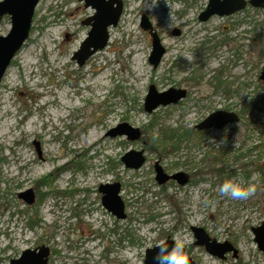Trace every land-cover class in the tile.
Listing matches in <instances>:
<instances>
[{
  "label": "rangeland",
  "instance_id": "374dc122",
  "mask_svg": "<svg viewBox=\"0 0 264 264\" xmlns=\"http://www.w3.org/2000/svg\"><path fill=\"white\" fill-rule=\"evenodd\" d=\"M158 1L162 4L127 0L107 47L82 67L72 55L86 37L81 21L90 9L78 0L39 1L29 38L0 84V264L41 245L51 250L47 264H143L145 250L167 237L182 242L185 260L194 264H264L251 231L264 220V170L254 171L258 164L264 169V81L259 79L264 12L249 9L238 15L235 20L246 18L248 24L225 34L230 41L218 44L223 36L217 37L215 30L222 21L181 27L184 20L194 21L208 0H188L195 5L185 19L175 16L184 11L183 0ZM137 11L156 23L166 50L156 70L148 62L151 46L138 27ZM175 26L185 32L182 38L170 34ZM9 30L5 16L0 36ZM150 85L158 92L185 89L188 97L147 114L143 103ZM216 111L234 113L239 121L191 137L174 154L145 150L144 140L161 130L189 131ZM120 123L139 128L142 138L106 137ZM142 148L145 165L126 169L120 158ZM250 149L252 156L234 160ZM155 161L168 174H188L193 183L166 185L162 191L154 180ZM74 162L84 170H74ZM47 176L51 184L39 187ZM225 180L254 185L256 191L247 199L221 195ZM116 182L126 214L119 221L102 207L97 192L99 185ZM28 189L36 190L31 206L17 197ZM38 193L48 194L38 200ZM190 227L204 229L218 243H230L236 256H211L194 244Z\"/></svg>",
  "mask_w": 264,
  "mask_h": 264
},
{
  "label": "water",
  "instance_id": "95a60500",
  "mask_svg": "<svg viewBox=\"0 0 264 264\" xmlns=\"http://www.w3.org/2000/svg\"><path fill=\"white\" fill-rule=\"evenodd\" d=\"M40 0H3L0 2V20L7 16L10 21V30L5 36H0V84L9 69L12 60L16 57L30 35L34 11ZM84 2V7L91 6L96 10L93 17V23L85 39L81 42L78 49L73 53L72 60L79 67H82L85 62L97 52L103 50L107 46L109 26L115 27L119 18V7L112 8L111 4H105L103 0H79ZM118 2V0H115ZM113 4V3H112ZM247 6L260 9L264 8V0H208L206 8L199 15V20L207 21L212 16L225 17L235 12L245 9ZM141 28L150 32L152 38L151 51L148 57V62L153 69H156L162 56L165 54V49L161 46L159 37L156 32H153L151 23L146 16L141 18ZM84 26L90 25V19L82 22ZM259 79L264 81V67L259 75ZM186 95L185 90L170 88L164 92H158L154 86L148 87L147 94L144 100L143 111L151 114L159 107H167L176 105ZM239 121V117L234 113L216 111L207 116L203 121L198 123L195 128L202 130H221L227 125H231ZM106 136L113 139L117 137H125L130 142L138 141L141 137L139 128L130 126L127 123H120L116 127L107 131ZM38 157L41 156L38 143H33ZM121 162L124 167L129 170H139L145 164L144 150H130L121 157ZM155 181L158 186L164 185L169 180L175 181L179 186H185L188 183V177L182 172H176L173 175H167L159 162L154 164ZM120 184H102L98 188L101 194V205L103 208L114 216L117 220L126 218L124 203L120 198ZM18 198L25 204L31 206L35 202V195L32 189L18 193ZM190 230L195 239L194 244L201 246L211 256L219 259H224L226 254L232 252L233 257L237 251L228 242L218 243L211 239L204 229L198 227H190ZM253 241L257 249L264 255V220L259 226L251 228ZM162 243L169 246L175 242L169 237ZM153 248L146 249L144 253L143 264H167L164 260L165 251H160L161 244ZM159 252V257L154 259L156 253ZM185 249L183 248V255ZM50 255L49 247L41 245L35 249H26L22 251L18 258L10 259L8 264H47ZM186 264H194L191 259L186 260Z\"/></svg>",
  "mask_w": 264,
  "mask_h": 264
},
{
  "label": "flooded vegetation",
  "instance_id": "af4514ba",
  "mask_svg": "<svg viewBox=\"0 0 264 264\" xmlns=\"http://www.w3.org/2000/svg\"><path fill=\"white\" fill-rule=\"evenodd\" d=\"M79 1V0H78ZM104 1V3L105 4H111L112 5V8L114 9V8H117V7H119V3H120V8H119V18H118V22H117V25L115 26V27H112V26H109L108 28H107V33H108V41H107V45H108V43H109V38H110V31L112 30V29H117L118 28V26H119V24H120V22H121V20H122V18H123V16H124V14H125V11H126V5H127V0H118V2L117 1H115V0H103ZM80 2H83V1H80ZM155 2H159L160 4H162V1H158V0H155ZM173 2H178V1H173ZM113 3V4H112ZM183 3H184V11H180V12H177L176 14H175V16H177V18H181V19H185V17L189 14V10L191 9V7L192 6H194L195 4H191L190 5V2L188 1V0H183ZM192 3V2H191ZM83 6H84V2H83ZM85 8H89L90 9V11H91V13L85 18V19H83L82 21H81V25L82 26H84L83 24H82V22L83 21H85V20H88V19H90V25H87V26H85V27H87V33H86V36H87V34H88V32H89V30L91 29V24L93 23V17L95 16V14H96V10L94 9V8H92L91 6H89V7H85ZM206 8V6H204L200 11H196V14H195V17H194V21H183V24H182V26L181 27H184V28H186V27H188L189 25H191V24H193V23H198V24H200V23H206V22H209V21H214V20H218L219 21V23H220V21H222L221 23H220V27H219V31H217V30H215L216 32H218V34H217V37H220V36H223L224 37V35L225 34H227V33H229V32H235L236 31V28L237 27H239V26H242V25H244L245 24V22H247V20H246V18H242V19H240V20H235V18L238 16V15H240V14H243V13H245V11H249V9L251 10V11H263L264 12V8H260V9H256V8H252V7H250V6H247L245 9H243V10H241V11H238V12H235V13H233V14H231V15H229V16H225V17H219V16H212V17H210L207 21H205V22H202V21H200L199 20V15L204 11V9ZM138 12V18H139V22H138V27H139V29L145 34V36L147 37V41L150 43V46L152 45V38H151V36H150V32L149 31H145V30H143V28H141V22H142V20H141V18H142V16H146L147 17V19L149 20V22L151 23V26H152V28H153V32H156L157 33V35H158V37H159V40H160V44H161V46L163 47V45H162V39H161V36H160V34H159V30H158V26L156 25V23L152 20V18L148 15V14H146V13H143L142 11H137ZM230 20V21H233V23H230V21H229V23H227L226 21L227 20ZM246 24H248V22L246 23ZM203 26H204V24H203ZM181 27H173V29H172V31H170V34L172 35V36H174V37H179V38H182L183 36H184V34H185V32H183L182 31V29H181ZM66 37H68V35L66 34ZM222 37V39L220 40V41H217V43L218 44H224V43H226V42H228V41H230L227 37H224L223 38ZM211 38H213V37H211ZM210 38V39H211ZM208 42L209 40H204L203 42ZM201 44V43H200ZM202 44H204V43H202ZM107 47V46H106ZM164 48V47H163ZM165 49V48H164ZM102 51V50H101ZM100 52V51H99ZM98 53V52H97ZM96 53V54H97ZM165 54H166V50H165ZM164 54V55H165ZM95 55V54H94ZM93 55V56H94ZM163 55V56H164ZM163 56H162V58H163ZM162 58H161V60H162ZM90 59V58H89ZM88 59V60H89ZM87 60V61H88ZM13 61V60H12ZM87 61L85 62V64L87 63ZM12 63V62H11ZM161 63V62H160ZM84 64V65H85ZM83 65V66H84ZM11 66V65H10ZM153 69V68H152ZM157 69V68H156ZM156 69H153V70H156ZM195 79H192L191 80V82H193ZM153 86V85H152ZM156 89V88H155ZM174 89H180V88H174ZM182 90H185V89H182ZM185 92H186V95H185V97L182 99V100H180L176 105H178L180 102H182L184 99H187V97H188V94H187V91L185 90ZM144 100H145V98H144ZM169 106H171V105H169ZM172 106H175V105H172ZM143 107H144V103H143ZM162 107V106H161ZM158 109V108H157ZM205 119V118H204ZM203 119V120H204ZM203 120H201V121H203ZM200 121V122H201ZM200 122H198V123H200ZM197 123V124H198ZM236 123H238V122H236ZM196 124V125H197ZM234 124V123H233ZM196 125H194V127L191 129L192 130V139L194 138V137H198V136H201V135H203L205 132H212V131H220V130H214V129H209V130H202V131H199V130H197L196 128H195V126ZM232 125V124H231ZM228 126V125H227ZM226 127V126H225ZM224 127V128H225ZM223 128V129H224ZM222 130V129H221ZM141 131V130H140ZM142 136H143V133H142V131H141V137H140V139L142 138ZM107 137V136H106ZM118 138H125V137H118ZM114 139V138H113ZM126 139V138H125ZM139 139V140H140ZM127 140V139H126ZM138 140V141H139ZM128 141V140H127ZM130 142V141H129ZM143 149V148H142ZM144 150V149H143ZM250 151H251V153H252V149H250ZM145 150H144V154H145ZM246 152V151H245ZM252 156V155H251ZM236 157V156H235ZM235 157H234V160L236 161V159H235ZM248 157H250V156H247V157H243V158H248ZM39 158H41V156L39 157ZM121 159V158H120ZM120 162H121V160H120ZM155 162H159V161H155ZM155 162H154V164H155ZM145 163H146V157H145ZM154 164H153V172H154ZM160 164V163H159ZM145 165V164H144ZM161 166V165H160ZM162 167V166H161ZM163 169V168H162ZM262 170H264L263 169V166H262ZM163 171H164V169H163ZM165 172V171H164ZM177 172H181V171H177ZM200 172V175L202 174V172L201 171H199ZM166 173V172H165ZM174 173H176V172H173V173H171V174H168V173H166L167 175H173ZM182 173H184V172H182ZM233 172H231L230 174H232ZM184 174H186V173H184ZM187 175V177H188V183L186 184V185H188V184H191V183H193V180H191L190 179V176L188 175V174H186ZM199 175V176H200ZM248 175V174H247ZM245 176V175H244ZM154 178H155V174H154ZM226 179H228L227 177H226ZM155 180V179H154ZM156 182V181H155ZM157 184V183H156ZM172 184H176L175 183V181H173V180H169L168 182H166L164 185H162V186H160V187H162V188H160L161 190L162 189H164V188H166V185H168V186H170V185H172ZM177 185V184H176ZM185 185V186H186ZM100 186V185H99ZM99 186H98V188H99ZM179 186V185H178ZM183 187V186H182ZM98 188H97V192H98ZM36 190H35V192H34V195L36 196ZM99 193V192H98ZM100 194V193H99ZM101 195V194H100ZM17 197H18V194H17ZM37 199H38V196H37ZM101 199V198H100ZM27 205V204H26ZM33 205V204H32ZM103 207V206H102ZM109 213V212H108ZM112 216V215H111ZM114 217V216H113ZM115 218V217H114ZM116 219V218H115ZM117 220V219H116ZM119 221V220H118ZM262 223V222H261ZM260 223V224H261ZM186 249H185V253H186ZM50 255H51V250H50ZM50 255H49V257H50ZM48 260H49V258H48ZM48 263V262H47Z\"/></svg>",
  "mask_w": 264,
  "mask_h": 264
},
{
  "label": "trees",
  "instance_id": "16d2710c",
  "mask_svg": "<svg viewBox=\"0 0 264 264\" xmlns=\"http://www.w3.org/2000/svg\"><path fill=\"white\" fill-rule=\"evenodd\" d=\"M154 122H151L149 124V127L153 124ZM192 137V130L189 131H183V132H179L178 130H161L158 133V136L156 138H151L149 137L148 139L144 140V148L146 151H151L155 154H157L158 156L160 155H165L169 152H171L172 154L178 152L184 143H186L187 141H189ZM255 149V148H254ZM252 149V152H254ZM252 153L250 150H247L244 153H239L238 155H236L235 159L236 161L240 160L243 157H247V156H251ZM1 161V159H0ZM254 163V162H253ZM74 170L76 171H83L84 167L82 165L81 162H74L71 163ZM115 164H110V168L114 169ZM211 172H221L220 170H215L214 169H210ZM254 171H257L258 173H262L263 174V170H262V166L258 164V166L256 165L254 167ZM234 174V173H233ZM200 172L197 173V177H200ZM248 178V175H245ZM229 179V177H227ZM48 179V180H47ZM44 183V184H43ZM51 181L49 180L48 176L45 177L43 180H40V184L39 187L45 186V185H50ZM162 191H164V189H162ZM53 193V191H52ZM64 192H62L63 194ZM48 193H43L40 194L38 193V200H42V198L47 195ZM68 194H72V192H68ZM153 219V218H152ZM29 227H33L35 225L34 222L30 221L28 223ZM113 232H115V230H113ZM125 238L128 240V242H130L131 244H133V240L130 236L129 233L125 234Z\"/></svg>",
  "mask_w": 264,
  "mask_h": 264
},
{
  "label": "clouds",
  "instance_id": "9594fccd",
  "mask_svg": "<svg viewBox=\"0 0 264 264\" xmlns=\"http://www.w3.org/2000/svg\"><path fill=\"white\" fill-rule=\"evenodd\" d=\"M190 59V57H189ZM256 188L254 185H249L243 187L240 183L234 180H225L219 186V192L221 195L230 196L233 199H247L249 196L254 194ZM160 246V251H165L164 260L167 261V264H186L185 257L183 255V243L176 242L173 245L169 246L166 243H162ZM159 257V252L156 253L154 259Z\"/></svg>",
  "mask_w": 264,
  "mask_h": 264
}]
</instances>
